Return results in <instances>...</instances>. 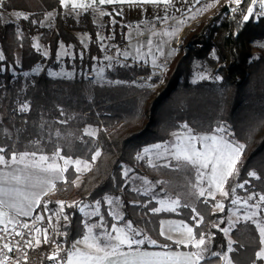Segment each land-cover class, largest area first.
<instances>
[{
  "label": "trees",
  "instance_id": "1",
  "mask_svg": "<svg viewBox=\"0 0 264 264\" xmlns=\"http://www.w3.org/2000/svg\"><path fill=\"white\" fill-rule=\"evenodd\" d=\"M232 6L236 8L233 2L222 3L182 37L164 72L152 78L157 84L152 88L140 83L141 78L151 73L149 65L143 62L115 63L106 69L104 83L83 73L72 78L50 76L46 67L58 65L55 53L60 41L73 46L75 56L71 61L65 58L69 67L90 69L94 57L101 56L92 11H83L75 20L64 13L59 0H2L0 12L22 14L15 21H0V54L4 57L0 60L3 155L10 158L12 153L59 151L63 157L91 161L94 153L100 152L80 179L76 180L78 173L70 166L64 172V181L56 183L55 191L62 192L64 197L62 212L57 203L61 200L49 196L42 199L34 216L44 215L41 225L48 230L49 241L45 243L41 239L40 244H34L23 264L48 262L58 247L62 251L57 259L63 261L75 239L85 233L80 207L107 196L120 199L122 223L131 222L132 227L142 224L157 241V245L144 244V247L161 248L167 244L171 249H189L191 246L177 247L160 235L158 224L162 217H177L193 225L195 208L203 217L198 229H194L196 238L201 233L211 237L209 253L201 264H224L212 253H228L231 264H264V259L256 258L261 245L258 230L251 222H237L229 236L220 230L228 225L232 188L264 193V49L255 57L251 52L252 41L264 39V16L254 14L244 21L232 11ZM254 10L258 12L259 6ZM50 12H54L53 23L40 26ZM110 16L116 19L115 40L122 44L125 39L117 28L120 17L113 13L105 15L108 29ZM121 29L123 34L126 26L122 25ZM75 30L89 33L87 48ZM36 34L48 48V57L34 46ZM212 50L215 55L210 54ZM195 58L208 63L212 74L220 79L191 81ZM40 63L45 66L38 73L24 76L23 73ZM23 104H27L26 110H22ZM182 124L196 132H212L224 126L227 140L244 145L237 171L225 183L229 196L224 199V211L214 209L213 199L205 204L203 198L189 193L195 181L194 166L174 161L161 166L158 173L136 160V155L146 146L167 141ZM88 126L96 127L97 133L85 132ZM124 169L149 174L154 181L160 179L162 182L155 186L156 194L179 196L181 206L176 211L156 213L149 211L153 203L145 207L134 204L133 201L144 196L129 188ZM253 171L258 178L248 175ZM245 181H248L245 190L236 187ZM139 209L141 216L137 214ZM216 224L220 227H213ZM230 240L231 252L228 251Z\"/></svg>",
  "mask_w": 264,
  "mask_h": 264
},
{
  "label": "snow or ice",
  "instance_id": "2",
  "mask_svg": "<svg viewBox=\"0 0 264 264\" xmlns=\"http://www.w3.org/2000/svg\"><path fill=\"white\" fill-rule=\"evenodd\" d=\"M118 2H125V0H59V3L64 8H69L71 11H89L94 10L99 16H104L106 13L99 9V5L113 4ZM131 3L133 0H127ZM145 3H155L162 5H169L173 0H143ZM244 0H233V3L239 7ZM192 3V0H189ZM259 4V9L262 11L255 12L254 5ZM202 5V6H201ZM212 7L210 2H204V0H195L193 9H190L192 15H196L205 10V8ZM237 8H233L232 11H236ZM254 14L264 16V0H251V4L246 9V13L243 15V20L248 21ZM18 17L22 16L21 13H15ZM51 17V13L47 14ZM27 19V16H23ZM189 17H185L177 24H183ZM167 20V18H165ZM176 29L172 32L165 31V36H175ZM155 35V33H154ZM151 45L152 41L147 42ZM38 47V45H34ZM139 52V50H137ZM127 55V53H125ZM4 57L0 54V60ZM204 78V77H201ZM220 79V77H217ZM27 106H23L22 110H26ZM182 128L187 129V135L177 132L173 133L175 142L171 145L166 144H155L150 147H145L142 153L138 154L137 159L151 158L155 156L156 159L161 157H167L174 159L178 162H182L186 165H191L197 169V181L198 183L206 180L208 187L205 189L201 187L198 191V197L203 198L204 203L207 204L209 198L215 199L216 193L219 192L224 197L229 196V192L225 191L224 185L229 177L234 175L237 171V163L240 155L243 152L244 145L235 144L225 139L226 129L224 126H219L215 132L211 135H197L188 128L187 124L183 125ZM93 135V133H88ZM199 145V147H197ZM163 150V151H161ZM5 149L0 148V165L8 167L9 165L23 164V169H20V173L13 172L10 176L5 177L4 180H0V264H10L11 257L8 253L13 252L19 242H15L10 245L7 241L8 237H20L22 240L25 235H30L33 232L35 236L28 239L23 247H32L35 244H40V234L42 229L32 226L27 222H21L19 217H31L32 209L41 204V197L46 195L49 190L55 189V181L62 178V174L66 171V167L62 168L59 163L56 162V157L64 159L59 156V151L53 154L52 157L40 155L37 158L36 153H12L10 158L5 157L3 153ZM100 156V152L96 151L92 156V160ZM71 162V158L64 159L65 165ZM77 165V171L87 170L88 162L76 160L74 162ZM206 170V171H205ZM128 171L125 170V176ZM30 173V174H29ZM250 177H255L256 173L249 172ZM147 183V181H145ZM248 181L244 184H239L236 187L244 188ZM25 187H21V186ZM231 192L235 194L236 188H232ZM207 193V195H206ZM254 195L258 197L256 203L250 204L249 201L253 200ZM249 195L247 199L241 201L240 197L232 199L233 205H240L244 208V214L242 217L237 216V221L243 219L245 222H251L259 233V243L264 245V194ZM109 205L113 204L112 199H107ZM45 203V211H47V202ZM60 206L61 212L65 207L63 201H57ZM100 201L96 202L97 211L93 212L92 215L98 214ZM158 203L161 205L160 208L152 209L153 212H160L162 210L176 211L179 208V200H159ZM165 205H168L165 208ZM187 207V205H184ZM219 211H224V205L222 202H217L214 206ZM83 211V209H81ZM239 209H237V212ZM194 215L192 220L195 223L190 226L188 223L183 221L180 222H161L160 235L165 236L168 240L179 247L191 246L194 251H172L171 246L162 245L161 251H147L141 248V245L146 243L151 245H157V241L150 240L147 237L139 238L142 236L138 230L134 229L129 222L123 227L113 224L111 231H105L102 236L93 234V227H102L100 225L89 226L85 224L86 232L81 240L76 241L73 245L72 250L67 251L66 258L63 259L62 264H201L205 260V253L208 251L206 245L211 239L206 234H199V238H196L194 229H198L200 223L203 221V217L200 216L199 212L195 208L192 209ZM116 219L122 220L115 212H111ZM57 216L59 214H56ZM43 216H36L35 220H43ZM66 220L67 217L65 216ZM51 223V217H49ZM232 221H229V227L220 229L221 231L227 232L233 226ZM11 226V227H10ZM213 227L219 228V224ZM18 229H27L28 233L20 231ZM49 241L48 230H43V242ZM232 242L229 241L228 251L231 252ZM83 245L84 247H78ZM62 250L58 247L53 255L49 256L50 260L55 261ZM212 255L219 256L224 264H231L229 257L220 255L218 253H212ZM257 259H264V247H261L256 252ZM15 264H20L17 260Z\"/></svg>",
  "mask_w": 264,
  "mask_h": 264
},
{
  "label": "rangeland",
  "instance_id": "3",
  "mask_svg": "<svg viewBox=\"0 0 264 264\" xmlns=\"http://www.w3.org/2000/svg\"><path fill=\"white\" fill-rule=\"evenodd\" d=\"M208 2H210L212 4V7H210L207 12L198 13L194 16L192 14H190V17L183 24L172 23L169 26H164L163 28H160V29L153 31L151 33L148 32L145 35L143 34V36H140V39H137L136 41L130 42L131 45H129L128 47H130L131 50L134 49V51L137 53L136 54L137 56L140 55L141 58L147 60L148 62L146 61V63H148L150 70H151L150 74H148L144 78L140 79L141 84L155 88L157 86V84L155 82H153L152 78L156 75L162 74L164 72V70L166 69L168 63H169L170 55H168V54L162 55L161 54L162 53V46L161 45H162V42L164 40V38H163L164 32L165 31L172 32L174 29L178 30L177 27H180L181 25H183L181 33L186 34L191 28H193L197 24L198 21L207 18L215 10H217V8L222 4V2H219L216 0H208ZM214 4L215 5L218 4V6L213 7V6H215ZM233 7L234 6H232V8ZM91 11H92L91 17H92L94 24L96 25L99 46H100V49L102 51L101 56L100 57H96V56L94 57V62L91 65L90 69H88V68H79L78 69L75 66L69 67V66H67V64L65 62V58L68 57L70 61L73 59V57L75 56L73 46H72V44H66V43L60 41L58 44V47L56 49V53H55V61L57 62L58 65L56 67H51V66L46 67L47 73L50 76L72 78L75 75L83 73L86 76L92 77L96 82L104 83L107 81V78L105 76L106 69L111 67L112 65H114L117 62L124 63L126 61V60L122 59L123 55H122L121 50H120L122 47V44H118V42L115 40L116 32L114 31V27H115L114 24L116 22V19L113 16H110V21H109L110 28L108 29L107 28L108 21H107L105 15L99 16L96 11H94V10H91ZM103 11L106 13V15L108 14V12L106 10H103ZM259 11H262V10L259 9ZM82 12L83 11H79V12L72 11V12L67 13V16H72L75 20H78L80 14ZM15 13H18V12L17 11L0 12V21L7 22V21L17 20L19 17L17 15H15ZM255 16L257 17V14H255ZM53 19H54V13L51 15V17L46 15V17L41 21L40 26L51 25L53 23ZM160 21H161V19H159V18H154V19H150V20L149 19L148 20L142 19L139 22H137L136 20L123 19L121 22L120 21L118 22L117 28L119 30L120 35L125 39L124 32L122 34V31H121L122 25L128 27L133 33H138V32L141 33V31H143L144 29H147V28L150 29L156 23H160ZM74 32L79 37L82 45L87 48V46L89 44V39H90L89 33L87 31H82V30H75ZM154 33H155V35H154ZM33 39H34V45H38V47H36V48H38L46 57H48L49 56V50H48V48L43 46V44L40 42L39 34H36ZM149 40L152 41L151 45H149L147 43ZM261 49H264V39L253 40L251 43V50H252L251 52H252L254 57L257 55V53ZM137 50H139V52ZM143 51H148V53L146 55H143ZM152 52H154V53L152 54ZM210 54L215 55L214 50H212ZM79 56L80 57L82 56V52H79ZM44 66H45V63H40V64L36 65L35 67H33L31 70L26 71L23 74H24V76H30L32 74L38 73ZM192 68H193V70H192V73L190 76V80L193 82L203 80V79H214V78L217 79V77H219L218 75L212 74V67L203 60L195 58L192 62ZM201 77H204V78H201ZM25 105L27 106V104L21 105V108H23V106H25ZM183 125H185V124H182L179 129L174 130L171 133V136L167 141L155 143V144L171 145L172 143L175 142V137L173 136V133L180 132L186 136L187 135V129L182 128ZM188 128L191 129L190 127H188ZM215 130L212 132H196V131L191 129V131L197 135H204V134L211 135L215 132ZM85 132L95 134V133H97V128L93 127V126H88L85 129ZM155 144H152V145H155ZM152 145H149L146 147H150ZM197 147H199V145H197ZM161 151H163V150H161ZM23 153H26V152H23ZM55 153H57V151L51 153V155H49L48 157H52L53 154H55ZM140 153H142V151ZM40 155H45V154H39L38 157ZM45 156H47V155H45ZM59 156L63 157V156H61L60 153H59ZM137 156H138V154L136 155L137 162H140V161L143 162L147 167L152 168V170H155V172H158V173L160 172L161 166H169L172 162L176 161L174 159L167 158V157H161L160 159H156L155 156H153L151 158V163H150L148 157H145L144 159H137ZM63 158L68 159L71 157H63ZM64 159H60L59 157H56V162L59 163L62 168L66 167V169L70 166L77 169V165L74 163L76 160L88 162L89 166H88L87 170H83V166H81V171H79V172L77 171L78 175H77L76 180L80 179L83 176V174L86 173L93 166V164L95 162L93 160L90 161V160H83L80 158H71V162L68 163L67 165H65ZM125 170H127V169L123 170L124 176H125V174H124ZM125 179H126V183L128 185H131L130 180L134 179V181H136L135 187L138 189L137 192H139L141 195H143L146 198L154 197L156 195V193H158V191L155 190V186L157 184H159L160 182H162L160 179H157L156 181H154L152 179L151 175H149V174L139 173V172H135V171H128V174H127V176H125ZM145 181H147V183H145ZM239 184H244V183L242 182ZM201 187L206 189L208 187L207 181L204 180V181H201L198 183V181H197V169L195 167V181L191 185V189L189 187V193L191 191L193 194L198 196V191ZM224 189H225V185H224ZM238 189L245 190V187L244 188L238 187ZM225 191H227V190L225 189ZM254 194H264V193L253 192V191L252 192H245V191L241 192V191L236 190L235 194L232 195V197L229 201L228 211H227L228 225L226 228L229 227V221L234 222L233 226L239 221H244L243 219H240L239 221H237V216H240V217L243 216L244 211H245L244 208H241L240 205H233L231 203L232 199H235L236 197H240L241 201H243L244 199H247V197L249 195H254ZM206 195H207V193H206ZM49 197L59 199L61 201L64 200L63 193L62 192L57 193L55 191V189L52 191V193L49 194ZM175 197L179 198V196H175ZM225 198L226 197H224L222 194L217 192L215 199H214V205L217 202H222L224 205V199ZM209 199H211V198H209ZM257 199H258V197L254 195L253 200L249 201V203L254 204V203H256ZM67 200H69V201L72 200V197L69 196L67 198ZM262 207H264V206H262ZM237 209H239L238 212H237ZM59 210H60V206H59ZM216 210H218V209H216ZM37 227H40L42 229V232L40 234V239H43V230H46V229L42 225H39ZM231 228H230V230H231ZM230 230L227 232L228 236H229ZM139 238H141V237H139ZM146 244H148V243H146ZM261 247H264V245H261L259 250L261 249Z\"/></svg>",
  "mask_w": 264,
  "mask_h": 264
},
{
  "label": "crops",
  "instance_id": "4",
  "mask_svg": "<svg viewBox=\"0 0 264 264\" xmlns=\"http://www.w3.org/2000/svg\"><path fill=\"white\" fill-rule=\"evenodd\" d=\"M204 2H208V0H204ZM194 3H195V0H192V3H189V0H173V2L169 5H162V4H155V3H145V2H143V0H133V2L129 3V2H127V0H125V2H122V3L118 2V3L99 5V6H103L101 9L106 10L108 13H113L115 15H118L120 17V22L123 19L136 20L137 22H139L142 19H145V20H148V19L150 20V19H154V18L161 19L160 23H156L150 29L149 28L144 29L143 31H141V33H139V32L133 33L128 27H126V29H125V32H124L125 41H124V43H122V47L120 49L121 53L123 55L122 59L129 61L131 63L132 62H143V63L145 62L146 63L147 60L141 58L140 55L137 56L136 55L137 53L134 51V49L131 50V48L128 47L129 45H131L130 42H133V41H136L137 39H140V36H143V34L145 35L148 32L151 33L153 31L160 29V28H163L164 26H169L172 23H176V21L184 19L185 17H190V14H192L190 9H193ZM216 6H218V4L213 6V7H216ZM63 10H64V13H66V14L69 12H72L70 10V7L69 8L63 7ZM208 10H209V8H205V10L200 12V13L207 12ZM50 13L53 14L54 12H50ZM165 18H167V20H165ZM182 27H183V25H181L180 27H177L178 30H177L175 36H165V35L163 36L164 40H163L162 45H161L162 46V53L161 54L162 55L163 54L164 55H167V54L170 55L169 61L176 54L178 47H179V44L181 42V39L185 35V33H181ZM125 53H127V55H125ZM147 53H148V51H143V55H146ZM153 53L154 52H152V54ZM146 64H148V63H146ZM38 155L39 154H37V157H38ZM45 155L49 156L51 154H45ZM23 167H24L23 164L9 165L8 167H5L4 165H0V180H4L5 177L10 176L13 172H17L18 174H22V173H20V169H23ZM75 171L77 172L76 169H75ZM64 172L62 174V178L58 181H55V185L57 182L64 181V179H65ZM130 182H131V185H129V188L134 190L135 192H137L138 189L135 187L136 181H134V179H133V180H130ZM21 187H25V186L22 185ZM52 191L53 190H49L46 195L42 196L41 201L44 197L49 196V194L52 193ZM106 198L112 199L114 201L113 204L109 205L107 203ZM159 200H179V198L162 196V195L156 194L152 198L138 197L136 201H133V203L136 205L139 204L142 207H145V206L149 205L150 203H153L154 205L149 209L150 212H153L152 209L161 207V205L158 203ZM97 201L101 202L99 205L98 214L92 215L93 212L97 211V207H96ZM38 206H36L32 209L31 216H34V212ZM167 207H168V205H165V208H167ZM81 209H83V211ZM80 211L82 212V214L84 216V218H83L84 226H85V224H87L89 226H93V225H100L101 223H103L102 227H93V234L97 235V236H102L106 230L111 231V227L113 224H117V226H119V227H123V226L128 224V223H122L120 220L116 219L113 215L110 214L111 212H115V214L119 217H122V215H123L122 214L121 201L116 196H107L103 200H96L90 204L82 205L80 207ZM162 211H171V210H162ZM137 214L139 216L142 215L141 209L137 210ZM19 218H25V217H19ZM162 221H164V222H180V221H183L185 223H188L184 219L177 218V217H162L159 220V224H158L159 233L161 231V222ZM188 224L190 226H192L190 223H188ZM133 228L138 230L140 233H142L141 238L147 237L150 240H155L154 238L151 237V235L148 232L145 231L146 229L142 224H139V225H137V227H133ZM144 231H145V233H143ZM85 232H86V228H85ZM84 234L81 237H78L77 239H75L74 244L76 243V241L81 240L82 237L84 236ZM149 245H151V244H149ZM151 246H153V245H151ZM78 247L83 248L84 246L78 245ZM206 247H207L208 251L205 253V255H207L209 253L208 243H207ZM141 248L143 250H147V251H161L162 250V248L144 247V245H141ZM171 250L172 251L188 252V251H194L195 249H192L190 247L189 249H171ZM226 255L229 257L228 253Z\"/></svg>",
  "mask_w": 264,
  "mask_h": 264
},
{
  "label": "built area",
  "instance_id": "5",
  "mask_svg": "<svg viewBox=\"0 0 264 264\" xmlns=\"http://www.w3.org/2000/svg\"><path fill=\"white\" fill-rule=\"evenodd\" d=\"M216 1H219L222 3L233 2L232 0H216ZM1 2H2V0H0V4H1ZM250 4H251V0H244V2L239 7L236 6V8H237L236 12L241 16V18H243V15L246 13V9L249 7ZM256 6H259V4L257 3L253 7L255 8ZM37 216H43L44 217V215L42 213L38 214ZM35 217L36 216H31V217L18 218V219L21 222L29 223L30 226H32L34 224L36 227L41 225L45 221V217L43 220H40V221H36ZM18 230L24 231L25 233H28V231H29L27 229H18ZM0 234H2V233H0ZM33 236H35L34 232L30 235H25L23 240L20 237H8L7 238L6 242H8L10 245H12L15 242H19L17 244L16 249L13 252L8 253V255L11 257L10 264H15V262L17 260L20 262V264H23V261L27 258L28 252L31 248V247H23V245L28 239L33 238ZM34 244H35V241H34ZM0 246H2V245H0ZM54 252L55 251H53L52 253H54ZM0 258H2V257H0ZM43 264H62V261H60L59 259H56L55 261L49 260L48 262H45Z\"/></svg>",
  "mask_w": 264,
  "mask_h": 264
},
{
  "label": "water",
  "instance_id": "6",
  "mask_svg": "<svg viewBox=\"0 0 264 264\" xmlns=\"http://www.w3.org/2000/svg\"><path fill=\"white\" fill-rule=\"evenodd\" d=\"M226 7V6H225Z\"/></svg>",
  "mask_w": 264,
  "mask_h": 264
}]
</instances>
